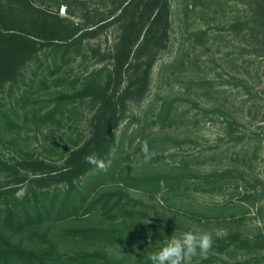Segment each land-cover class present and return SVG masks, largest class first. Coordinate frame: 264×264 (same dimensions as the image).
Here are the masks:
<instances>
[{
	"label": "rangeland",
	"instance_id": "rangeland-1",
	"mask_svg": "<svg viewBox=\"0 0 264 264\" xmlns=\"http://www.w3.org/2000/svg\"><path fill=\"white\" fill-rule=\"evenodd\" d=\"M166 4L0 0V38L45 25L62 42L40 46L0 88V185L15 164L46 180V205L54 198L48 218L24 226V246L47 253L46 232L62 258L150 264L195 228L214 245L193 264H264V0ZM103 118L115 123L111 149L97 154L108 168L75 178L58 213L66 157Z\"/></svg>",
	"mask_w": 264,
	"mask_h": 264
},
{
	"label": "trees",
	"instance_id": "trees-1",
	"mask_svg": "<svg viewBox=\"0 0 264 264\" xmlns=\"http://www.w3.org/2000/svg\"><path fill=\"white\" fill-rule=\"evenodd\" d=\"M162 1L166 6V0ZM19 29L17 31H7L0 38V88L7 80H16L20 66L35 55L40 46L55 42V33L47 29L45 25L27 27L23 24ZM65 37L68 39L67 37L70 38L71 35H65ZM38 40L40 41L38 42ZM61 43L54 44L60 45ZM68 44L64 42V45ZM62 98L64 97L58 98V101ZM104 113L106 111L101 112V115ZM112 115L116 116L115 112ZM110 124L115 125V123L103 118L101 127L94 130L89 139L81 146L72 149L67 155L66 163L68 167L61 171V175L68 174L66 180L70 184L62 196L58 213H62L69 205L68 203L73 202L71 193L75 188L74 179L79 178L87 169L92 167L85 161V157L92 153L104 155L111 149L109 143L111 141V137H109L111 131L107 129V125ZM10 168L15 176V178L13 177V183L10 185L1 183L0 185V264H98L95 262L96 258L93 257L94 253L84 255L82 253L76 258H72V256L62 258L61 255H58L54 243L47 238L46 232L39 236H43L44 241L50 244L46 248L47 253H39V251L23 245L21 235H23L24 226L28 227L29 224L40 223L48 218L53 212L51 205L54 204V198H52L50 205L49 203L46 205V200L41 195L43 197L47 196V191H42L39 194L37 186L44 184L45 179L39 181L36 176L21 172L15 164H11ZM22 184H25L27 189L20 195L17 192ZM26 230H29V228ZM109 232L111 230H108V234ZM32 233L38 235V232L32 231ZM215 239L221 243L220 248H227L234 241L231 234L216 236ZM113 264H119V262Z\"/></svg>",
	"mask_w": 264,
	"mask_h": 264
},
{
	"label": "clouds",
	"instance_id": "clouds-1",
	"mask_svg": "<svg viewBox=\"0 0 264 264\" xmlns=\"http://www.w3.org/2000/svg\"><path fill=\"white\" fill-rule=\"evenodd\" d=\"M141 152L146 158L150 155L147 141L143 142ZM85 161L100 171L108 168L95 153L86 156ZM213 245L212 233L193 228L171 236L159 250L148 255V261L150 264H193L194 258L206 257Z\"/></svg>",
	"mask_w": 264,
	"mask_h": 264
},
{
	"label": "built area",
	"instance_id": "built-area-1",
	"mask_svg": "<svg viewBox=\"0 0 264 264\" xmlns=\"http://www.w3.org/2000/svg\"><path fill=\"white\" fill-rule=\"evenodd\" d=\"M65 9H66V6L65 5H61L60 12L61 13H64L65 12Z\"/></svg>",
	"mask_w": 264,
	"mask_h": 264
}]
</instances>
